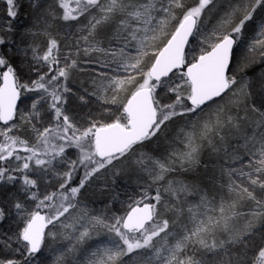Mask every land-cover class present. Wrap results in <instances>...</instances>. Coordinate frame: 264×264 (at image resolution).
Wrapping results in <instances>:
<instances>
[{
    "label": "snow or ice",
    "instance_id": "snow-or-ice-1",
    "mask_svg": "<svg viewBox=\"0 0 264 264\" xmlns=\"http://www.w3.org/2000/svg\"><path fill=\"white\" fill-rule=\"evenodd\" d=\"M0 4V264H264V0Z\"/></svg>",
    "mask_w": 264,
    "mask_h": 264
},
{
    "label": "rangeland",
    "instance_id": "rangeland-1",
    "mask_svg": "<svg viewBox=\"0 0 264 264\" xmlns=\"http://www.w3.org/2000/svg\"><path fill=\"white\" fill-rule=\"evenodd\" d=\"M3 8V5L0 4V9ZM88 79V73L87 71L85 72H80L79 70H77V72L74 74L73 79L71 81H69V86L72 87L73 89H77L80 88L81 86V82L85 81ZM76 104H78V101H73V105L75 106ZM31 138V137H30ZM93 205H89V207H92ZM95 207H100L99 204L95 205Z\"/></svg>",
    "mask_w": 264,
    "mask_h": 264
}]
</instances>
